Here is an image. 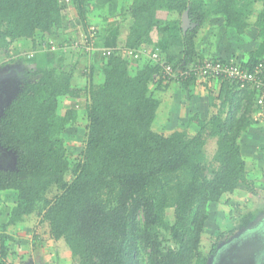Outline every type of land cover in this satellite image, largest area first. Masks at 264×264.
Segmentation results:
<instances>
[{
	"label": "trees",
	"instance_id": "obj_1",
	"mask_svg": "<svg viewBox=\"0 0 264 264\" xmlns=\"http://www.w3.org/2000/svg\"><path fill=\"white\" fill-rule=\"evenodd\" d=\"M95 8V0H0V58L21 50L23 41L33 49L47 45L64 17L78 21L82 36ZM127 11L122 49L149 48L152 36L167 39L177 25L180 60L160 54L159 63L149 59L132 73L131 60L114 50L101 57V80L92 70L83 87L73 85V68L23 66L15 74L16 93L0 116V149L14 159L0 170V195L15 193L0 231V264H13L7 262L16 256L6 228L34 214L44 233L33 243L52 247L53 255L66 252L54 264H193L203 257L209 205L247 184L239 140L254 122L255 92L221 81L219 104L210 99L215 114L195 135L187 127L164 134L152 129L159 100L150 83L162 62L177 71L196 59L198 34L213 17L239 35L257 28L259 47L248 63L235 61L251 71L264 59V0H217L214 6L204 0H131ZM185 12L189 26L183 31ZM74 49L87 53L80 45ZM80 110L87 118L85 141L80 154L71 155L63 135L77 124ZM210 138L216 149L208 160Z\"/></svg>",
	"mask_w": 264,
	"mask_h": 264
},
{
	"label": "crops",
	"instance_id": "obj_2",
	"mask_svg": "<svg viewBox=\"0 0 264 264\" xmlns=\"http://www.w3.org/2000/svg\"><path fill=\"white\" fill-rule=\"evenodd\" d=\"M204 1L211 6H214L217 3V0ZM130 4L131 0H95L97 9L96 13L93 14V11H91V14L88 15L87 18L88 24L94 25L93 27L96 29L97 36L95 37V40L97 39V42H95V44L93 43L91 51L86 54H80V52L74 48H72L74 50H63L60 54H58L54 51H49V48L45 47L46 45L33 49L29 41L22 42L23 45L20 50L21 52L19 50L12 49L13 52L19 51L21 54H18L14 58H10L8 60L10 61L9 63L0 62V91H3L2 101H5V103H2L0 100V116L7 102L13 97V95L9 94L10 83L8 78L15 76V74L20 71L23 66L34 68L36 70L45 68H61L66 70L71 67L74 69L72 83L77 87H83L86 84L87 80L85 77L88 72H91L92 70H96V78L100 81L101 76L98 74L99 72L97 70H99L101 65L102 47L117 48V46L124 45L127 34L125 25L130 20V16L127 11ZM256 4L255 13L251 18V22L254 20V16L257 11L262 7L260 6L261 4L259 6V3ZM68 19L69 20L67 21L63 19L61 29L54 33L50 37L49 41H55V39L61 35L62 32L70 35L66 41H68V39L70 40V38H72L71 36H74V33L77 35L82 34L81 25H77L72 18ZM103 19H105V21H103ZM178 28L179 27L175 25L169 29V38L167 39H158L152 36L153 45L149 48L142 49L158 52L161 54V57H166L169 61L177 63L182 54V41ZM260 44L261 39L258 35L257 28L249 27L243 34L239 35L233 29L226 28L221 17H213L207 26L201 29L198 34L195 47L197 57L194 61L216 58L248 63L251 53L256 51ZM74 45H81V42H75ZM24 50L28 52L33 51V54H31L30 57L24 56ZM56 54L58 56H56ZM148 61H150L149 57L142 54L139 61L131 62L130 71L135 73L136 70L143 67V65ZM66 66L68 67L66 68ZM10 68L15 71L14 74H12V72H14L13 70L10 72L7 71ZM193 79V82H190L186 86L175 81L171 83H163L158 77H155L150 83V92L153 93L154 97L159 100V107L156 111L154 119L155 123L153 122L152 125V129L154 131L158 132V130L155 129V127L158 129V125L164 126L165 123H171L176 126L169 130L170 132H166L164 134H169L178 128L181 130L184 127H187V133L195 135L201 126V122L207 120L211 115L215 114L207 112L208 109L216 110L214 107L210 106V99L213 97L216 99L215 102L219 104L220 100L218 99V95L220 93L222 82L217 79ZM6 83L8 84L6 85ZM6 88L8 89V93ZM254 95L253 103L255 98L258 96L256 93ZM257 108L258 109L255 111L256 113L253 114V124H251L244 132L239 140V143L242 157L258 159L261 162L260 169H262L264 165V159L261 153V151H264V111H262L259 107ZM161 109L165 110V115ZM189 119H191V121L188 123ZM159 121L162 123H159ZM254 127H257L260 132L258 131L259 133H254ZM261 172H263V169ZM31 244L33 245V248L37 245H35L33 241ZM40 246L42 251L44 248H42L43 246L41 244ZM61 253V256L65 259L66 252L64 253L62 251ZM27 256H22L23 260L21 264H41L39 260L35 259L31 255L28 259H26Z\"/></svg>",
	"mask_w": 264,
	"mask_h": 264
},
{
	"label": "rangeland",
	"instance_id": "obj_3",
	"mask_svg": "<svg viewBox=\"0 0 264 264\" xmlns=\"http://www.w3.org/2000/svg\"><path fill=\"white\" fill-rule=\"evenodd\" d=\"M261 3L262 1H260L258 6ZM96 10L97 9L95 8V10L93 11V14L96 13ZM64 20L67 21L69 19L68 17H64ZM74 21L76 22L77 25L80 26L77 20H74ZM71 24H66V25H71ZM93 26L94 25L88 24V28L93 27ZM94 35L97 36V32ZM68 37H70V35H67L62 32V34L59 35L55 39V41L52 40L51 42H48V44L45 47L50 46L49 51L51 52L54 51L55 53L60 54V52H62L63 50L66 51V49L74 50L72 48L75 47L74 46L75 42L76 43L85 42L83 35L80 36V34L77 35L74 33V36H71L72 38L66 41ZM95 42H97V39L94 41V44ZM107 48H111V47H107ZM107 48L102 47L101 56H102V52H105ZM119 48H122V46H117V48L114 47V49H119ZM19 51L13 52L11 49V51L8 53L6 57H4V59L0 58V62L9 63L10 61L8 60L10 58L12 57L14 58L18 54H21L20 53L21 51L20 52ZM23 55L29 56L30 53H27V51H25ZM56 56L58 55L56 54ZM132 61L135 62L137 60H132ZM67 67L68 66H66V68ZM11 70L13 69L10 68L7 71L10 72ZM66 70H69V68H67ZM14 73L15 71L12 72V74ZM85 79L87 80V76L85 77ZM8 81L10 83V86H9L10 93L9 94L14 95L17 90L15 76L9 77ZM7 84L8 83H6V85ZM6 91L8 93L7 88H6ZM2 98H3V91L1 90L0 100L2 103L3 102L5 103V101H2ZM161 111L165 115V110L161 109ZM207 113H210V114L215 113V110L208 109ZM157 120H158V115H157ZM76 123L77 124H75V126L67 128L63 135V138L66 140L68 144L67 149L69 152H71V155L80 154L81 152L80 148L82 147L85 141V133H86L85 126L87 124V118H86L84 111L79 112L78 120ZM159 123H162V122L159 121ZM175 126H176L175 124L165 123L164 126L158 125V129L156 127L155 129L158 130V132L166 133V132H170L169 130H171ZM175 130H180V128L175 129ZM253 131L254 133L260 132L257 127H254ZM215 149H216V139L215 138L208 139V143L205 147V154L208 160H211L212 155L215 152ZM261 153L264 159V151H261ZM244 159L246 161V168H247V180H248L247 184L238 186L237 189L233 192V194L225 195L220 199L219 202L209 205L208 220L204 226V230H203V234L201 238V250L203 253L207 250L209 244L211 243L212 239L215 236L217 237L218 235L226 233V232L227 233L230 232L231 235L233 236L239 230L240 232L244 231V227L247 224L254 221L255 218L258 216V214L262 213L264 209V165L262 167L263 172H261L262 170L260 169L261 162L258 159L245 158V157ZM13 197H15V193L13 192H6L0 195V231L2 230V225L6 223L8 214L14 204ZM47 197L51 198V195H47ZM172 215H173V209H168L167 216L169 217V219H172ZM40 220L41 218L37 217L34 214V215L24 218L23 222L18 223L15 226H10L6 228V232L11 237L14 238V240L11 242L10 245H11V250L14 251L16 255V256H11L12 258L9 259L10 261H8L7 263L12 262L13 264H21L20 258H22L23 255L24 256L31 255L35 259L39 260L41 264H54L55 258L57 260L58 257H62L61 256L62 251L59 252V254L56 253L53 255V252H56V250L54 249L55 251H53L52 247H46L44 248L45 250L42 249L41 251L40 244H37L33 248V245L31 244V242L34 241V236L43 235L44 233V226L40 224L41 223ZM263 226L264 224H261L258 228L252 227L251 229H249L250 234L257 232L259 228L263 229ZM230 241L233 242V239ZM29 256H27L26 259H28ZM263 258H264V255H263ZM193 264H207L205 255L201 259L195 260Z\"/></svg>",
	"mask_w": 264,
	"mask_h": 264
},
{
	"label": "built area",
	"instance_id": "obj_4",
	"mask_svg": "<svg viewBox=\"0 0 264 264\" xmlns=\"http://www.w3.org/2000/svg\"><path fill=\"white\" fill-rule=\"evenodd\" d=\"M94 27L87 29L83 34L85 42L81 43V48L86 52H90L95 41ZM76 46V45H75ZM122 55L125 58L138 60L142 54L148 56L150 60L158 62L161 61L160 53L147 51L145 49L128 50V49H114V47L107 48L102 52V56L108 57L112 52ZM157 77L163 83L182 82L189 78L196 79H217L219 81H226L227 83H234L241 90H251L258 96L254 100V104L264 111V59L256 64L250 71L245 67H241L235 61L222 62L217 59H206L201 61H193L186 66L185 70H175L173 65L161 63ZM259 109V110H260Z\"/></svg>",
	"mask_w": 264,
	"mask_h": 264
},
{
	"label": "flooded vegetation",
	"instance_id": "obj_5",
	"mask_svg": "<svg viewBox=\"0 0 264 264\" xmlns=\"http://www.w3.org/2000/svg\"><path fill=\"white\" fill-rule=\"evenodd\" d=\"M13 160L9 151L0 149V170L11 167ZM254 221L247 224L244 231L239 230L233 236L230 232L215 236L203 253L207 264H264V226L253 234L249 232L252 227L258 228L264 224V209ZM232 239L233 242L230 241Z\"/></svg>",
	"mask_w": 264,
	"mask_h": 264
},
{
	"label": "water",
	"instance_id": "obj_6",
	"mask_svg": "<svg viewBox=\"0 0 264 264\" xmlns=\"http://www.w3.org/2000/svg\"><path fill=\"white\" fill-rule=\"evenodd\" d=\"M189 26V21H188V16H187V12L183 13L182 18H181V28L184 30H186V28ZM10 101L7 102V104ZM6 104V105H7Z\"/></svg>",
	"mask_w": 264,
	"mask_h": 264
},
{
	"label": "clouds",
	"instance_id": "obj_7",
	"mask_svg": "<svg viewBox=\"0 0 264 264\" xmlns=\"http://www.w3.org/2000/svg\"><path fill=\"white\" fill-rule=\"evenodd\" d=\"M45 45H46V44H45ZM32 52H33V51H29V52L27 51V53H30V55H29L28 57H30L31 54H33ZM149 59H150V58H149ZM139 60H140V58H139L137 61H139ZM131 62H133V61H131Z\"/></svg>",
	"mask_w": 264,
	"mask_h": 264
}]
</instances>
